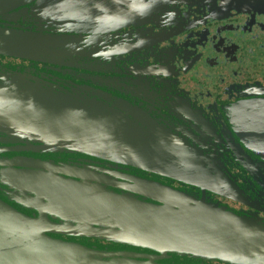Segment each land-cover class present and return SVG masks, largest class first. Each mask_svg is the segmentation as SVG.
Here are the masks:
<instances>
[{
    "label": "water",
    "instance_id": "95a60500",
    "mask_svg": "<svg viewBox=\"0 0 264 264\" xmlns=\"http://www.w3.org/2000/svg\"><path fill=\"white\" fill-rule=\"evenodd\" d=\"M145 10L143 0H0V55L58 64L56 57L88 43L84 34L115 30L106 23L120 25ZM66 87L35 66L0 63V132L15 135L0 153L74 151L110 166L98 175L53 159L4 158L0 191L32 213L0 198V264H264V219L207 199L206 191L241 197L219 158L203 154L202 141L180 144L136 105ZM256 109L233 125L242 139L239 125L260 118ZM251 126L255 134L260 129ZM242 141L264 156V139ZM122 163L198 187L201 195L123 173Z\"/></svg>",
    "mask_w": 264,
    "mask_h": 264
},
{
    "label": "flooded vegetation",
    "instance_id": "af4514ba",
    "mask_svg": "<svg viewBox=\"0 0 264 264\" xmlns=\"http://www.w3.org/2000/svg\"><path fill=\"white\" fill-rule=\"evenodd\" d=\"M143 2L145 7L148 2L144 13L121 21L120 25L106 23V27L116 26L115 30L100 32L92 38L91 33L84 34L86 46L81 44L71 57H56L58 64L5 55H0V63L35 66L67 84L66 91L83 86L91 89H79L80 95L101 90L110 99L109 104L117 98L142 109L150 117L147 121L159 126L161 131L154 127L156 133L169 132L180 144L184 139L191 144L202 141L206 146L203 154L219 158L221 170L237 185L236 193L241 197L206 191L207 199L264 219V156L242 141L264 139V124L254 123L264 121V105L252 102L264 100V0ZM28 26L24 23L25 28ZM251 107L257 108L255 112L260 118H247V127L239 125L238 129L245 134L242 139L233 125L243 123V115H248ZM251 125L260 128L256 134ZM14 136L0 132V146L8 145L3 141ZM14 156L53 159L78 173L100 175L110 169L109 162L74 151H4L0 153V171L5 168L4 158ZM246 157L251 159L250 168L260 182L253 181L249 174ZM117 169L201 195L198 187L131 165L118 164ZM0 198L23 213H32L1 191ZM173 263L184 264V259Z\"/></svg>",
    "mask_w": 264,
    "mask_h": 264
},
{
    "label": "trees",
    "instance_id": "16d2710c",
    "mask_svg": "<svg viewBox=\"0 0 264 264\" xmlns=\"http://www.w3.org/2000/svg\"><path fill=\"white\" fill-rule=\"evenodd\" d=\"M111 245H113V243H112ZM180 259H181V258H180ZM184 261H186V259H184Z\"/></svg>",
    "mask_w": 264,
    "mask_h": 264
},
{
    "label": "rangeland",
    "instance_id": "374dc122",
    "mask_svg": "<svg viewBox=\"0 0 264 264\" xmlns=\"http://www.w3.org/2000/svg\"><path fill=\"white\" fill-rule=\"evenodd\" d=\"M222 264V263H221Z\"/></svg>",
    "mask_w": 264,
    "mask_h": 264
}]
</instances>
